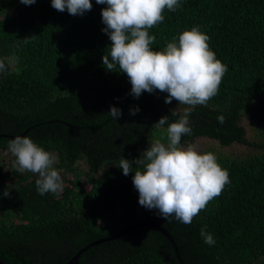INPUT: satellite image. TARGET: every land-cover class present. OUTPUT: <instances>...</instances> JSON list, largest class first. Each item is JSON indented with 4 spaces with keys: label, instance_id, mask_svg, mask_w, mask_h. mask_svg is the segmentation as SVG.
<instances>
[{
    "label": "trees",
    "instance_id": "trees-1",
    "mask_svg": "<svg viewBox=\"0 0 264 264\" xmlns=\"http://www.w3.org/2000/svg\"><path fill=\"white\" fill-rule=\"evenodd\" d=\"M92 4L73 16L51 0H0V57L15 52L20 68L0 76V261L66 264L78 255L76 264H264V0H180L148 30L156 37L152 50L163 51L199 26L228 67L218 94L191 112L193 131L181 145H217L200 152L214 153L231 183L191 224L141 206L135 165L128 176L115 166L122 157L139 158L160 136L152 125L163 116L176 122L171 110L182 115L187 106L166 104L168 94L159 90L129 95L127 74L118 66L108 71L102 60L112 43L102 31L107 5ZM111 106L122 110L117 120L107 113ZM17 136L56 154L61 193L42 196L39 174L17 171L8 149ZM146 221L170 239L147 226L127 230ZM204 226L215 245L204 243Z\"/></svg>",
    "mask_w": 264,
    "mask_h": 264
},
{
    "label": "clouds",
    "instance_id": "clouds-1",
    "mask_svg": "<svg viewBox=\"0 0 264 264\" xmlns=\"http://www.w3.org/2000/svg\"><path fill=\"white\" fill-rule=\"evenodd\" d=\"M36 2L20 0L29 6ZM96 3L107 5L101 13L106 25L102 31L112 42L110 53L102 57L106 69L115 72L118 66L120 73L127 74L132 85L129 95L134 98L159 90L168 94L166 104L176 100L179 105L187 106L182 115L178 108L171 110V116H179L176 122L169 124V116H163L152 125L161 130L160 136L149 140L150 146L139 158L122 157L115 166L128 176L135 165L133 185L141 206L157 210L164 220L174 217L191 224L231 183L228 170L221 167L214 153H201L194 145H181L182 136L191 135L193 131L191 112L197 105L207 106L218 94L228 67L216 58L208 43L210 37L201 32L199 26L183 31L178 43L173 39L163 51L152 50L150 46L156 37L148 30L163 22L165 9L175 11L180 7V0H96ZM51 6L59 12L67 10L70 15L82 16L91 11L93 4L92 0H51ZM29 39L24 38V43ZM18 47L19 44L13 45V48ZM18 65L19 57L15 52L0 57V76L19 73ZM139 111L137 106L131 108L129 114L135 116ZM107 113L116 120L123 114L116 106H111ZM217 121L223 124L226 117L222 114ZM165 125H168L166 130ZM8 149L16 157L14 166L18 172L39 174L35 183L40 195L63 191L61 174L53 167L57 162L55 153L46 151L28 136L11 139ZM3 195L9 193L5 191ZM200 235L205 244L215 245L206 226L201 228Z\"/></svg>",
    "mask_w": 264,
    "mask_h": 264
},
{
    "label": "water",
    "instance_id": "water-1",
    "mask_svg": "<svg viewBox=\"0 0 264 264\" xmlns=\"http://www.w3.org/2000/svg\"><path fill=\"white\" fill-rule=\"evenodd\" d=\"M136 226H147V227H150V228H153L155 230H157L158 232H160L161 234L165 235L167 238L170 239V236H168V234L165 232V230L163 228H161L159 225H157L156 223L154 222H151V221H146V222H140L136 225H133L129 228H127V230H130L132 229L133 227H136ZM125 230V231H127ZM95 243H93L92 245H94ZM84 251V250H82ZM80 254V252L78 253ZM77 259H78V255H75L68 263L66 264H76L77 263ZM0 264H5L4 262L0 261Z\"/></svg>",
    "mask_w": 264,
    "mask_h": 264
},
{
    "label": "rangeland",
    "instance_id": "rangeland-1",
    "mask_svg": "<svg viewBox=\"0 0 264 264\" xmlns=\"http://www.w3.org/2000/svg\"><path fill=\"white\" fill-rule=\"evenodd\" d=\"M192 145H194L197 149H198V151H200V150H203V149H205V148H207V147H211V146H214V147H216V148H219L217 145H215L214 143H212L211 141H208V140H205V139H198V140H196V142L194 143V144H192Z\"/></svg>",
    "mask_w": 264,
    "mask_h": 264
}]
</instances>
